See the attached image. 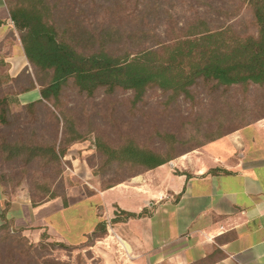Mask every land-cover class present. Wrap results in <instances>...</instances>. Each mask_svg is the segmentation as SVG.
<instances>
[{
    "label": "rangeland",
    "instance_id": "374dc122",
    "mask_svg": "<svg viewBox=\"0 0 264 264\" xmlns=\"http://www.w3.org/2000/svg\"><path fill=\"white\" fill-rule=\"evenodd\" d=\"M46 1L52 6L59 39L85 53L103 47L118 54L149 46L165 38L166 32L171 37L185 31L199 17L215 28L229 26L225 35L231 40L259 35L253 10L238 0ZM107 30L113 34L103 39ZM13 39L7 34L0 40V100H4L0 112L5 110L4 120L0 117V214L17 193L25 192L35 202L61 196L65 204L67 187L77 193L81 187L103 189L129 180L140 167L110 157V150L126 141L177 155L176 159L202 147L208 153V140L226 133L222 136H230L225 138L230 145L226 151L238 156L243 132L232 128L250 119L264 120V86L225 88L202 78L189 86L188 93L149 86L138 98L133 90L118 87H100L88 94L69 79L55 99L35 101L37 82L47 83L51 71H37ZM31 83L35 88L28 90ZM98 141L107 147L97 146ZM2 144L23 148L8 158ZM31 147L40 150L28 162L25 156ZM73 197L77 198L75 193ZM95 237L92 233L81 245L59 246L45 235L31 242L23 233L1 231L0 264H101Z\"/></svg>",
    "mask_w": 264,
    "mask_h": 264
},
{
    "label": "crops",
    "instance_id": "0c3cea01",
    "mask_svg": "<svg viewBox=\"0 0 264 264\" xmlns=\"http://www.w3.org/2000/svg\"><path fill=\"white\" fill-rule=\"evenodd\" d=\"M7 34L21 44L0 0V40ZM240 131L238 156L226 151V136L208 153L202 147L109 188L67 187L65 204L61 196L33 204L17 193L1 222L32 242L45 235L77 246L103 221L106 233L93 241L101 264H264V120Z\"/></svg>",
    "mask_w": 264,
    "mask_h": 264
},
{
    "label": "trees",
    "instance_id": "16d2710c",
    "mask_svg": "<svg viewBox=\"0 0 264 264\" xmlns=\"http://www.w3.org/2000/svg\"><path fill=\"white\" fill-rule=\"evenodd\" d=\"M238 1L253 10V23L259 30L257 37H239L231 40L225 35L230 30L229 26L220 25L215 28L207 18L199 17L177 35L169 37L166 32L165 38L156 40L152 45L118 54L103 47L85 53L69 42L59 39L58 31L51 20L52 6L46 0H6V4L26 59L37 71H51V78L47 83L36 81L39 89L34 93V100L40 101L59 96L61 87L69 79H73L79 91L88 94L100 87H118L133 90L136 98L141 97L149 86L173 93H188L189 86L197 78L211 79L225 88L232 85L248 88L251 84L263 87L264 0ZM169 32L173 30L169 29ZM112 34V30L103 32V39H109ZM103 39L100 42L105 43ZM30 85L28 90L35 88L32 83ZM3 101L1 99L0 103ZM4 112L3 108L0 112L2 120ZM257 120L250 119L232 129H240ZM224 135L226 133H218L208 142ZM102 145L107 147L104 142L98 141L97 146ZM21 147L23 148L19 144H2L1 150L7 151V157L12 158L20 154ZM192 149L191 147L189 150ZM27 150L25 157L29 162L37 156L36 151L40 148L31 147ZM46 150L54 156L53 149ZM176 156L139 147L133 141H126L117 149L110 150L111 158H119L122 162L140 167L139 171L132 175L164 164ZM50 158L53 159L51 156ZM31 201L37 204L45 200ZM125 216L127 218L135 214L125 213ZM1 231L20 232L18 229L15 231L10 220L0 223ZM92 233L96 237L106 233L105 222H98ZM55 244L66 246L57 241Z\"/></svg>",
    "mask_w": 264,
    "mask_h": 264
}]
</instances>
